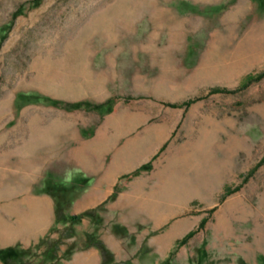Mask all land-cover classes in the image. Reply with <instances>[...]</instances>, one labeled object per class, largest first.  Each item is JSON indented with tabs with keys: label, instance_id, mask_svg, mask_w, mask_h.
I'll return each mask as SVG.
<instances>
[{
	"label": "rangeland",
	"instance_id": "obj_1",
	"mask_svg": "<svg viewBox=\"0 0 264 264\" xmlns=\"http://www.w3.org/2000/svg\"><path fill=\"white\" fill-rule=\"evenodd\" d=\"M97 138L153 155L169 264H264V0H0V230Z\"/></svg>",
	"mask_w": 264,
	"mask_h": 264
},
{
	"label": "crops",
	"instance_id": "obj_2",
	"mask_svg": "<svg viewBox=\"0 0 264 264\" xmlns=\"http://www.w3.org/2000/svg\"><path fill=\"white\" fill-rule=\"evenodd\" d=\"M130 152L115 153L109 159L107 144L97 138L69 153L67 214L96 212L70 224L72 230L58 251L62 264H113L122 260L141 264L140 259L169 264L173 247L190 232L182 233L184 222L172 220L170 207L157 205L156 199H171L170 193L161 185L157 191L140 174L148 170L153 155L134 150L137 155L129 165ZM132 174L133 179L124 181ZM138 176L143 179H135ZM9 203L14 218L4 221L0 249L15 244L32 248L57 221V201L48 195L10 199ZM64 226L62 222L56 224L58 229ZM51 236L58 234L52 232Z\"/></svg>",
	"mask_w": 264,
	"mask_h": 264
},
{
	"label": "trees",
	"instance_id": "obj_3",
	"mask_svg": "<svg viewBox=\"0 0 264 264\" xmlns=\"http://www.w3.org/2000/svg\"><path fill=\"white\" fill-rule=\"evenodd\" d=\"M214 92L222 91L219 88L213 89ZM197 98H191L185 101V104H188ZM56 220L62 222L65 226L61 229V236H68L72 230L70 224L76 223L82 216H94L95 210H87L80 214H67V211L62 209L59 202H57L56 207ZM192 232L187 233L180 242H184ZM90 241V239H89ZM92 242V240H91ZM60 239L51 238L49 235H44L40 238L39 242L36 245V249L32 248H22L18 244L14 246H8L0 249V259L3 261V264H60L58 256ZM43 247V249H41ZM41 249V250H39ZM172 254V252L170 253ZM113 264H134L130 260H122L114 262Z\"/></svg>",
	"mask_w": 264,
	"mask_h": 264
}]
</instances>
